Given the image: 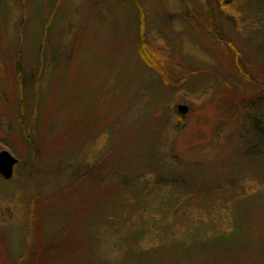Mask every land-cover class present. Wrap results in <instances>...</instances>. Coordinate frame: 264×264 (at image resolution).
Returning <instances> with one entry per match:
<instances>
[{
  "label": "rangeland",
  "instance_id": "rangeland-1",
  "mask_svg": "<svg viewBox=\"0 0 264 264\" xmlns=\"http://www.w3.org/2000/svg\"><path fill=\"white\" fill-rule=\"evenodd\" d=\"M179 1L0 0V152L18 160L0 176V264L116 256L141 215H154L147 237L154 219L172 218L155 208L171 200L197 229H228L230 210L247 209L235 260L181 264H264V18L241 27L216 0L212 15L202 0ZM122 174L162 185L138 195ZM115 201L137 202V218L120 226Z\"/></svg>",
  "mask_w": 264,
  "mask_h": 264
},
{
  "label": "trees",
  "instance_id": "trees-1",
  "mask_svg": "<svg viewBox=\"0 0 264 264\" xmlns=\"http://www.w3.org/2000/svg\"><path fill=\"white\" fill-rule=\"evenodd\" d=\"M202 1L208 6V9H210L209 13L211 15L216 12L213 9L214 0H202ZM249 1L255 4L254 6L259 7L258 8L260 9L259 15L254 14L252 10L249 11L247 9V5H248L247 0H216V4L218 5L220 4L221 6H224L226 10L231 11L232 14L227 13V16L230 20L235 21L234 16H237L235 22L238 21V26L242 24L241 27H243L245 25L253 24L255 23V21H258V25H259L260 24L259 22L262 21L264 18V0H249ZM175 2H180V1L176 0ZM175 2H173L172 0H167V1L160 0L158 4H160V6L163 5L174 6ZM141 11H140V15L142 13ZM218 40L222 41L220 37H218ZM137 46H138V53L141 55L142 60L150 64V55L147 51L148 49H150V43L146 41L142 33L140 34V37L138 39ZM234 51L236 52L237 56L238 55L240 56L239 52L236 49H234ZM41 58H43V56ZM54 60H56L55 56L50 58V62ZM43 73L46 74V72L44 71ZM49 74L52 75V73ZM180 114L177 113L179 117ZM256 123L258 124H256L255 130L258 132L260 137L262 131H264V127L261 126V124L258 121H256ZM261 129L262 131L260 134ZM261 136H262L261 139L264 138V134H262ZM244 157H246V155ZM121 177L123 179L121 181L122 184L121 187L124 189L127 188L129 190L131 188L134 190L133 193L138 195L144 193L152 194L154 185L156 187L162 185L159 182L157 185L153 183V185L146 186V184H144L145 182H141V184L135 186L134 178H125L123 174L121 175ZM81 178H84V175H82ZM145 179L146 177L143 180ZM164 179L165 177L163 176L160 178L161 183L166 182V180ZM175 183L177 184L178 181H172V182L170 181L171 185ZM208 184L209 183H206L201 186L206 188ZM212 186L214 188V185ZM197 187L198 186H196V188ZM113 193H119V192L107 190L105 196H108L109 194H113ZM171 201L166 202L164 204L161 203L155 205L156 206L155 208L157 210L158 208L161 207L165 209L164 210L165 217L171 214L172 218H170V220L166 222L165 221L158 222L157 218L154 219V223L153 225H151V228L152 229L154 228V232L152 236L149 237L145 236L143 230L145 227L147 228L148 226H150V221L154 218L153 211L151 212L153 218L145 217V215L143 214L137 219L138 220L137 226L135 225V222L129 225L128 228L129 230L126 231L124 234H122L123 236L119 241L120 244H117L121 246V248L116 253V256L114 255L116 249H110L107 247L105 248V251L95 250V253L94 252L93 253L96 256H99V260L98 261L96 259L94 260L92 257L91 264H108L107 260L104 261L102 259V257H105V255H107L108 257L115 256L114 264H181L182 261L186 258V256H189V258L190 256L196 258L197 256H200L197 254H203L201 255L202 258L206 257L204 262L213 259L217 260V258H222V261H227V260L233 261L237 258V256L235 255L237 254L236 252L238 250L236 249H238V246L242 242H244L246 238L245 222L243 223L244 230L241 228V221L245 219L247 213V209L244 206H242V208L239 209L236 208L232 209L233 211L230 210L233 213L229 215L231 226L228 229H226L227 227L219 228L216 224L202 226L197 229V224H195L196 222L193 223L191 219L187 218V216L189 217V215L185 210L186 205L182 204V202L180 203V205H177L176 201L174 202ZM114 204L115 206H113L112 209L114 212L113 214L115 217V222H119L121 224L120 226L127 225L128 222H131L129 220H131L133 215H135V218H137L138 211L137 209L134 208L137 202L115 201ZM107 206H108V202H107ZM147 206L150 205L147 204ZM178 212L180 214V218L175 216V214ZM182 212H184L185 214L184 224L186 228L190 227L188 229V232L183 236H182V232H180L177 229V227L180 228V225L182 226ZM156 229H158L157 232L155 231ZM200 241L202 243H205L204 246H200L201 245ZM195 247H197V249ZM200 247L202 248L201 251H200ZM95 248L96 247H94L93 249ZM106 249L108 251H106Z\"/></svg>",
  "mask_w": 264,
  "mask_h": 264
},
{
  "label": "water",
  "instance_id": "water-1",
  "mask_svg": "<svg viewBox=\"0 0 264 264\" xmlns=\"http://www.w3.org/2000/svg\"><path fill=\"white\" fill-rule=\"evenodd\" d=\"M189 108L186 105H179L178 111L180 113H187ZM18 160L10 152L3 150L0 152V176L4 179H11L14 174V168Z\"/></svg>",
  "mask_w": 264,
  "mask_h": 264
}]
</instances>
